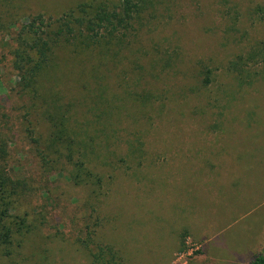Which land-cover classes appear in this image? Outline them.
<instances>
[{
    "label": "rangeland",
    "instance_id": "rangeland-1",
    "mask_svg": "<svg viewBox=\"0 0 264 264\" xmlns=\"http://www.w3.org/2000/svg\"><path fill=\"white\" fill-rule=\"evenodd\" d=\"M134 1L144 11L109 72L62 86L78 125L95 128L99 110L108 125L98 127L109 159L94 163L103 183L93 190L43 173L22 125L29 100L11 52L31 17L57 19L81 4L116 9L122 0H0V136L11 141L12 175L26 182L17 213L31 226L0 264H93L99 244L122 264H251L264 246V79L242 87L227 71L264 41L255 13L264 0ZM229 11L242 14L239 33L228 32ZM131 144L144 155H132Z\"/></svg>",
    "mask_w": 264,
    "mask_h": 264
},
{
    "label": "trees",
    "instance_id": "trees-1",
    "mask_svg": "<svg viewBox=\"0 0 264 264\" xmlns=\"http://www.w3.org/2000/svg\"><path fill=\"white\" fill-rule=\"evenodd\" d=\"M142 9L141 3L134 0H122V6L116 9L99 6L93 11L91 6L81 4L57 19L42 14L31 17L18 30L11 52L12 64L17 72V87L29 100L23 107L22 125L44 174H61L75 186L101 189L103 177L94 170V163L109 159L101 154L96 143L97 133L108 127L103 124L104 113L99 110L96 120L91 121L102 126V130L99 125L92 128L89 122L78 125L75 106L64 101L62 86L70 78L89 74L97 78L102 69L109 72L108 65L120 56L126 43L124 38L134 30L133 24L141 17ZM257 9L255 13L263 20L264 10ZM224 16L228 32L239 33L242 14L229 11ZM170 62H164V69L171 67ZM227 71L235 75L242 87L264 79V41L249 45L236 55L228 63ZM202 75V85L209 86L213 81L211 70L205 69ZM151 99L152 96L139 97L142 103ZM112 109L111 104L107 115ZM2 110L0 107V118H5ZM37 124H46L48 133H38ZM10 142L0 136V260L12 256L15 244L20 246L19 238L31 227L26 217L17 213L18 198L26 182L13 176L9 169ZM130 152L139 157L145 153L132 144ZM92 258L93 264H122L111 245L99 244ZM251 264H264V246Z\"/></svg>",
    "mask_w": 264,
    "mask_h": 264
}]
</instances>
